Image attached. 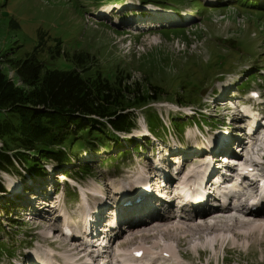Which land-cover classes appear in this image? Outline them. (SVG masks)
Listing matches in <instances>:
<instances>
[{"label": "rangeland", "instance_id": "374dc122", "mask_svg": "<svg viewBox=\"0 0 264 264\" xmlns=\"http://www.w3.org/2000/svg\"><path fill=\"white\" fill-rule=\"evenodd\" d=\"M204 1L209 4H203V0H0V71L15 86L26 88L16 76L14 65L32 49L47 57L56 47L85 48L111 65L128 69L131 75L127 83L140 87L144 96L153 85L162 92L150 100L146 111H138L136 127L130 133H120L119 143L112 141L96 152L81 151L65 166L45 161L41 162L44 168L29 171L25 162L15 161L10 167L3 164L0 264H36V257L51 254L56 257L52 264H87L92 257L78 261L76 253L66 251L81 245L64 236L63 231L74 227H68L63 217H68L69 212L73 215L70 218L75 217L74 210L79 208L83 211L96 207L94 218L89 216L93 210H87L74 221L87 215L100 221L101 202L108 190L114 189L118 193L114 196L117 207L113 212L120 218L126 212L122 208V187L135 180L136 172L141 178L143 169L150 171L153 162L147 152L152 146L161 144L158 152L162 155L172 152L188 161L197 155V147L221 130L230 134L233 124L242 125L236 108H255L254 114L264 115V103L249 95L253 91L264 98V0H253L259 8L231 4V0ZM107 6L113 8L111 15H102ZM173 8L189 9L190 23L169 26L162 13ZM71 39L80 41L81 47L68 45ZM233 84L237 90L230 100L235 101L236 108L226 111L223 101L229 97L228 85ZM146 114L161 119L158 128L152 130L146 123ZM261 130L264 132V128ZM259 149H264V144ZM8 155L10 159L16 156ZM140 158L146 161L139 164ZM201 163L197 159V165ZM84 166L87 168L78 174L76 169ZM191 170L185 167L182 172L188 174ZM112 175L116 176L113 181L109 179ZM171 180L176 179L167 176L166 182ZM84 196L87 202L83 201ZM110 201L105 198L103 208ZM51 205L56 208L50 209ZM238 215L235 212L227 216ZM206 220L213 224L211 219ZM122 228H126L123 221L112 229ZM54 229L59 231L55 233ZM126 239L119 238L114 247L118 245L116 251L127 259L133 250L142 247L161 259L173 253L180 264H264V247L260 245H255V255L227 249L221 243L216 249L211 245L189 252L184 245L181 254L190 253V260H184L174 242H167L173 245L171 250L165 246L152 248V237H138L128 243ZM164 248L167 251L160 253ZM161 261L158 263L170 264ZM145 262L138 260L137 264Z\"/></svg>", "mask_w": 264, "mask_h": 264}, {"label": "trees", "instance_id": "16d2710c", "mask_svg": "<svg viewBox=\"0 0 264 264\" xmlns=\"http://www.w3.org/2000/svg\"><path fill=\"white\" fill-rule=\"evenodd\" d=\"M253 2L233 3L251 8ZM68 45L81 47V42L71 39ZM41 53L32 49L14 65L26 88L15 86L0 71V170L15 161L27 163L29 171L44 168L41 162L45 161L65 166L81 151L96 152L112 141L117 143L120 133L136 127L138 111H146L150 100L162 94L153 85L144 96L140 87L127 83L128 69L111 65L88 49L56 47L47 57ZM145 117L152 130L161 123L156 115ZM8 153L16 156L10 159ZM86 168L76 171L81 174Z\"/></svg>", "mask_w": 264, "mask_h": 264}, {"label": "bare ground", "instance_id": "6f19581e", "mask_svg": "<svg viewBox=\"0 0 264 264\" xmlns=\"http://www.w3.org/2000/svg\"><path fill=\"white\" fill-rule=\"evenodd\" d=\"M111 10H113V8H111ZM111 10L108 7V8H104L102 12H107V11H111ZM182 11H184V10H182ZM132 16H135V14ZM236 88H237L236 84L228 85L227 90H226L228 92L227 96H229L228 99H230L234 94H236L235 93ZM228 104L230 106H232V108L235 107V101L234 102L230 101V102H228ZM254 110H255V108L252 111L254 112ZM256 116L257 115L253 113L251 120H250V123H255L258 125L257 127H260V124L258 123L259 120L256 119ZM231 124H233V123H231ZM232 126L234 128L235 124H233ZM235 141H233V142H235ZM238 141L240 142V139ZM238 141H237V143H238ZM263 144H264V142H263ZM198 149H202V150L206 151V145L204 147H200ZM262 150H264V149H262ZM157 151H160V150H157ZM260 151H261V149H256V153H258V155H259ZM156 155L161 160L160 161L158 159V161L160 162L158 164V166L160 167V170L165 169L162 172H165L167 174H171L172 162L175 163L176 160H179L180 165L178 166V170L176 171L177 174L179 173L178 175L180 177L191 178L193 176L192 174L188 175V174H184L183 172H180V169L183 166H185L187 162L180 161V159H175V156H172L171 154H169L167 156H163L160 152H157ZM263 155H264V153H263ZM197 159H200V157L192 158L189 161V164L196 165L198 167L199 165H197ZM142 161H144V159L140 158L139 164H141ZM258 166H259V164H257L256 167H258ZM143 171L147 172L149 170L144 169ZM174 173H175V171L173 170V174ZM138 175H139V172H136L135 180H129V182H130L129 188L125 189L123 192L124 195L127 194L126 198H130L132 193H135V191H136V189H135L136 185H138V183H142L144 181L143 178H137ZM148 175L152 176V174H148ZM115 177H116L115 175H112L109 177V179L111 181H113V180H115ZM154 177H155V175H153V177L152 178L150 177L149 179H153ZM148 181H151V180H148ZM153 184H154V182H153ZM168 191H169V193H172L173 198L180 197V194L176 191V187H170V189H168ZM242 191H247V190L244 189ZM242 191L238 192V195L242 194ZM253 192H254V188L248 189V194H251ZM114 193H115V190H111V191L108 190V192L106 193L105 196H106V198H113ZM235 197H236V199H238L237 195H235ZM152 202L157 206V208L162 209V210H164V209L169 210L170 209L172 211L173 209H175V207L173 206V204L171 202L159 204L160 199L156 195L153 197ZM98 203H100V201H98ZM105 205H106L105 207H110V209L106 212V214L107 215H111V214L113 215L112 209L115 208L114 200L106 203ZM246 205H247V199L245 196H243V198L239 201V208L235 210L236 213L239 214L238 216H227V214H229V213H223V212L222 213L217 212L214 214L207 212V213H203V214L199 215L198 217H195V215H193L192 219H190V220H183V219H180L183 215V212H181L179 216L172 215V214H170V212H168L167 214L161 215L158 218L154 217V218L146 219L143 221L135 222L132 225L130 224L129 226H126V228L119 229L118 232H115V230L110 231L111 230L110 227H113L112 222H114V220L108 221L106 223H101L100 226L103 229L104 236L112 237L107 242V243H109V247L112 250H113V247L115 245L114 241L118 240L119 238L126 237L127 239H126L125 243H128V242L135 241L136 238H138V237H142V238L152 237L154 239L150 243V246L152 248H160L162 246H165L168 249L172 250L173 245H169L168 243L174 242L175 247L179 248L177 250L178 255L181 258H183L184 260H190V258H189L190 253H187L186 255L181 254L180 248H182V246H184V245H185L184 247L186 248V250L189 252L191 250H195V249H199V248H203V247L211 246V245L213 246V248L216 249L218 247V244L221 243V244H224V246H226L227 249H234L236 251H239L240 253H244L245 255L248 253L250 255H255L256 254V251L254 249L256 247L255 245H260V246L264 247V211L247 209ZM55 206L51 205L50 209L52 207L55 209L56 208ZM207 206L209 207L210 205H207ZM185 208L186 207H184V209ZM80 209L81 208H79L78 210H74L75 211V215H74L75 217H77L78 215H84L85 214V211H80ZM44 210H46L45 207H44ZM42 211H43V209H42ZM261 212H263V213H261ZM32 216H36V215H32ZM71 216H73V215H72V213L69 212L68 217H65V221L70 222L68 225L76 226V222H73V220H72L75 217L70 218ZM59 218L61 219V217H59ZM207 218L211 219L213 224H207L208 223L206 220ZM89 222L94 223V221H92V220H90ZM51 223L53 224L54 221L51 220ZM170 223H175V224H174V226L171 227V225H169ZM183 226H185V227H183ZM54 230H55L54 232L57 233L56 231L58 229H54ZM68 231H70L69 228H68ZM79 231H81V230H79ZM60 233H61V231H60ZM76 233H78V231ZM52 235L55 236L54 233ZM159 241H163L165 244L161 245L159 243ZM77 248L78 249L74 248L72 250H66V251L76 253L78 255V258H76V260H78V261L82 260L86 257H91V252H89V253L85 252V250L82 246H78ZM117 248H118V245H116V249ZM116 249H114V250H116ZM138 249H143V248L140 247ZM164 251H167V250L164 248L160 251V253H162ZM119 256L121 257V254H119ZM150 256H151L150 253L146 250V251H143L142 256L138 260H144ZM40 258L41 257H36L37 260H39ZM121 258H123V257H121ZM95 259L98 260L101 258H99L97 256V257H95ZM55 260H56L55 255H53L51 257H49L47 255L44 258H42L39 263H41V264H52L53 261H55ZM160 260H162L161 263L169 262L170 264H180L179 260L177 258H174L173 253H171V256L167 259H161V257H159L157 255H152L149 263L153 264L154 262H160ZM31 261H33V259ZM116 263H118V262H116Z\"/></svg>", "mask_w": 264, "mask_h": 264}]
</instances>
